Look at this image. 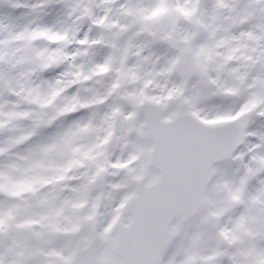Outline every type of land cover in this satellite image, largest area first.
Segmentation results:
<instances>
[{
	"label": "snow or ice",
	"instance_id": "6c2138e0",
	"mask_svg": "<svg viewBox=\"0 0 264 264\" xmlns=\"http://www.w3.org/2000/svg\"><path fill=\"white\" fill-rule=\"evenodd\" d=\"M7 2L90 27L0 40V264H264V0Z\"/></svg>",
	"mask_w": 264,
	"mask_h": 264
},
{
	"label": "rangeland",
	"instance_id": "374dc122",
	"mask_svg": "<svg viewBox=\"0 0 264 264\" xmlns=\"http://www.w3.org/2000/svg\"><path fill=\"white\" fill-rule=\"evenodd\" d=\"M205 3L210 4L211 0H204ZM102 9L98 12V14H102ZM156 16L161 15L160 12L155 14ZM50 28L53 31H57L63 28V8L61 5L54 4L52 7L48 9H44L39 13H33L28 9L22 8H13L11 4H8L0 9V40L7 39L10 35L15 34L25 28L33 29V28ZM81 31L80 35H83L84 30L88 28L87 24H83L80 26ZM71 29V28H69ZM96 29H93V34H95ZM17 42L10 41L7 46L0 44V50L5 49L7 47L8 50L14 48ZM37 44H43L44 41H36ZM61 68H55L54 70H49L42 74L40 78L52 79L55 78V75L61 71ZM101 85L98 84L97 87ZM228 119L227 117H218L215 119L214 123H218ZM248 130L256 131L257 133L264 132V129L261 128L256 120H253L248 125ZM248 139L252 142L257 141V137H248ZM246 159V158H245ZM84 164L74 165V169L83 168ZM222 171L225 172V178H232L234 175H238L237 169L240 168L239 161H231L226 164L217 166ZM73 169H69L68 171H72ZM48 169H41V172L44 173L43 176L36 178V183L32 184L31 187H26L21 191H30L32 187H35L37 183L42 184L43 180L47 178ZM215 179V177H214ZM255 184V181H253ZM15 191V189H14ZM199 224V220L196 219L185 227V230L188 234H191L192 231L197 230ZM184 233L182 232L180 236H177L176 241L173 245H176L182 238ZM171 250V249H170Z\"/></svg>",
	"mask_w": 264,
	"mask_h": 264
},
{
	"label": "clouds",
	"instance_id": "9594fccd",
	"mask_svg": "<svg viewBox=\"0 0 264 264\" xmlns=\"http://www.w3.org/2000/svg\"><path fill=\"white\" fill-rule=\"evenodd\" d=\"M101 9L100 8H97L96 11H97V14L98 12L100 11ZM83 24H87V20H72L70 19L64 12L63 10V28H71L73 31H75L77 28H80L81 25ZM88 27H90V25H88ZM62 62V61H61ZM55 68L51 69V70H54ZM41 77V74L40 73H37L33 79L34 80H39ZM76 79L78 80L79 79V76L77 75L76 76ZM73 81L69 80L67 81V83L64 85V87H70L71 84H72ZM79 91V89H78ZM54 98V97H53ZM5 99H16L15 97H8L7 94L5 93ZM50 102V101H49ZM74 107H78L79 106V101H76V103L73 105ZM81 159L83 160H87L86 157H81ZM36 183V178H33L31 181H26V182H23V183H20V184H17L14 186V189L15 191H20L26 187H31L32 184ZM11 214H14V210L12 213H9V214H5V216L3 217V220L2 222L4 224H7L10 220V215Z\"/></svg>",
	"mask_w": 264,
	"mask_h": 264
},
{
	"label": "water",
	"instance_id": "95a60500",
	"mask_svg": "<svg viewBox=\"0 0 264 264\" xmlns=\"http://www.w3.org/2000/svg\"><path fill=\"white\" fill-rule=\"evenodd\" d=\"M7 3V0H0V7L1 6H3V5H5ZM53 4H51V5H49V7L50 6H52ZM48 8V7H47ZM227 161H230V160H226V161H217V162H215V166H217V165H220V164H222V163H225V162H227ZM214 178V177H213ZM211 183V182H210ZM195 219V218H194ZM189 222H186L185 223V225H187Z\"/></svg>",
	"mask_w": 264,
	"mask_h": 264
},
{
	"label": "flooded vegetation",
	"instance_id": "af4514ba",
	"mask_svg": "<svg viewBox=\"0 0 264 264\" xmlns=\"http://www.w3.org/2000/svg\"><path fill=\"white\" fill-rule=\"evenodd\" d=\"M257 124L264 129V120H261V119H255Z\"/></svg>",
	"mask_w": 264,
	"mask_h": 264
}]
</instances>
